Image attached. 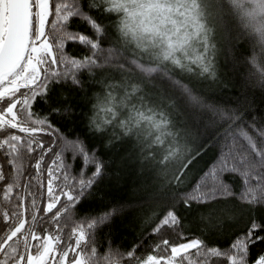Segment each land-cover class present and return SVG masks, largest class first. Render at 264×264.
Returning <instances> with one entry per match:
<instances>
[{"label": "snow or ice", "instance_id": "snow-or-ice-1", "mask_svg": "<svg viewBox=\"0 0 264 264\" xmlns=\"http://www.w3.org/2000/svg\"><path fill=\"white\" fill-rule=\"evenodd\" d=\"M257 89L264 0H0V264H264Z\"/></svg>", "mask_w": 264, "mask_h": 264}, {"label": "trees", "instance_id": "trees-1", "mask_svg": "<svg viewBox=\"0 0 264 264\" xmlns=\"http://www.w3.org/2000/svg\"><path fill=\"white\" fill-rule=\"evenodd\" d=\"M67 50L69 51V53L74 55H80L82 52L79 45H73L71 43L68 44ZM219 64H220V74L227 84V88L224 90V92L221 93V95L224 99H230V98L234 99L233 93L236 91V89L233 87V82L235 81L236 77L233 75L230 65H227L225 63V58L223 55L219 57ZM249 95L250 98L254 99V107H259L262 101H264V97H262L261 92L258 89L253 90L252 92L249 93ZM133 179L134 177L128 179L126 184L124 182H121L120 184H113L111 187L107 188L106 189L107 197L103 202V204H107L113 201L116 202L121 200L126 201L130 199L133 189V184H132ZM103 204L90 200L85 206L87 207L90 205L93 208H101L103 207ZM132 215H134V213L130 214L129 218L124 221L125 224H129L131 222ZM117 226L119 228V231L117 232V239L115 244L118 246L121 243H130L134 239V234L132 232L131 227L129 228L122 227L120 225V221H117Z\"/></svg>", "mask_w": 264, "mask_h": 264}]
</instances>
